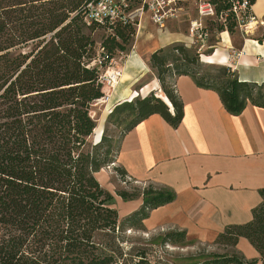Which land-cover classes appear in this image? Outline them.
I'll list each match as a JSON object with an SVG mask.
<instances>
[{
	"label": "trees",
	"instance_id": "obj_1",
	"mask_svg": "<svg viewBox=\"0 0 264 264\" xmlns=\"http://www.w3.org/2000/svg\"><path fill=\"white\" fill-rule=\"evenodd\" d=\"M130 1L117 2L114 15L106 13L99 21L91 16L98 0H0V264H129L120 230L144 228L152 209L175 198L171 189L151 185L118 190L124 201L142 198L138 210L120 218L114 196L96 177L113 160L105 135L89 142L96 127L91 109L104 96V67L127 50L135 34L138 19L128 14L141 0L134 8ZM255 1L248 0L252 6ZM209 2L217 33L235 34L231 1ZM100 30L105 34L98 40ZM254 39L264 42V31ZM199 54L175 43L149 56L172 111L151 91L116 104L107 121L120 125L130 117L123 135L152 114L177 127L183 104L173 82L180 75L216 91L230 114L241 113L248 103L264 107V83L240 81L228 66L202 75L196 68ZM115 170L125 177L123 168ZM259 194L250 221L218 234L213 244L224 246V252L183 264H264V188ZM239 238L247 239L259 257L245 258L236 249ZM192 241L184 230H169L149 243L186 246ZM134 256L131 264H152L146 249Z\"/></svg>",
	"mask_w": 264,
	"mask_h": 264
},
{
	"label": "crops",
	"instance_id": "obj_2",
	"mask_svg": "<svg viewBox=\"0 0 264 264\" xmlns=\"http://www.w3.org/2000/svg\"><path fill=\"white\" fill-rule=\"evenodd\" d=\"M251 13L264 20V0H256ZM181 25L182 20L171 19L157 35L135 40L114 88L116 104L159 89L153 72L137 86L138 91L133 89L145 77L152 52L175 43L193 49V38ZM141 27L140 18L137 32ZM262 31L264 24L240 37L222 31L217 35L219 41L211 45V53L201 54L200 59L206 63L201 57L204 55L206 64L228 66L240 81L260 85L264 83V42L254 38ZM174 86L183 104L179 125L171 126L159 114L150 115L123 135L115 165L141 188L151 185L175 193L171 202L149 212L142 221L146 230H184L187 239L213 244L226 226L250 221L252 209L261 202L264 107L248 103L241 113L233 115L226 111L216 91L197 86L189 75L176 76ZM166 103L172 111L168 100ZM115 197L117 206L113 207L120 218L142 205L141 197L126 201L117 194ZM236 249L247 259L259 257L245 238H239Z\"/></svg>",
	"mask_w": 264,
	"mask_h": 264
},
{
	"label": "rangeland",
	"instance_id": "obj_3",
	"mask_svg": "<svg viewBox=\"0 0 264 264\" xmlns=\"http://www.w3.org/2000/svg\"><path fill=\"white\" fill-rule=\"evenodd\" d=\"M136 0L132 2L130 1V8H134L135 6H138L136 4ZM180 4L184 7V11L179 15L178 19L182 20L181 27L185 29V31L189 30L190 27V19L191 18H197V6L194 0H181ZM135 10V9H134ZM134 17L138 20L141 18L142 21V27L139 32H137V27L134 36L131 39V42L129 46L127 47V50L124 52H117L116 56L112 59L110 64L106 67H104L103 71V91L104 96L94 102L92 104L91 109V115L94 118L96 122V132L92 133L89 142L94 144V142L98 139V137L101 135H105L106 138L110 141L111 144V155L110 158L113 160V162L109 163V165L103 167L97 174L96 177L99 180L100 184L109 191L114 196V205L117 206L116 201V192L121 189H126L130 192L133 191V188H141L139 185L135 184L132 180L122 177L118 172L115 170L117 165H115V156L117 153V149L121 140V137L125 130V123L130 121V117L126 118V120L122 121V124L117 125L116 123L107 121V112L113 108L116 103L112 99L114 94V88H117L116 82H119V78H121V66L124 64V60L126 57V54L131 51L133 46H135V40L140 38L141 36H154L159 33V27L155 26L149 19V14L145 12V10L140 14L139 12L134 13ZM214 16H209L203 18L204 27L206 26L208 30V37L207 39L201 43H195L191 44L193 46V49H191L192 52H199L200 54L208 55V51H212L210 48L213 43H217L219 40L217 39V33L214 23H215ZM145 23V24H144ZM254 26V25H253ZM254 28V27H253ZM254 30V29H253ZM253 30L251 32H253ZM256 30V29H255ZM254 30V31H255ZM249 32V33H251ZM105 34L103 30H100L97 32V37L99 40L100 35ZM238 37L241 36V33L237 30L235 34ZM209 45V46H207ZM197 49V50H196ZM199 54V63L196 67L200 74H215L217 72V66L215 65H208L206 63L207 60L204 55H202V60L206 63H203L200 59ZM149 58V57H148ZM148 63V62H147ZM220 67V66H219ZM145 77L140 80L139 82L135 83L133 89L138 91L137 86L141 84L143 81L149 79V77L152 76V72L155 74V72L150 68V65L148 64V69ZM156 76V75H155ZM158 81V80H157ZM174 83V82H173ZM159 84V81H158ZM155 96H158L157 94H163L160 88L157 90H151ZM151 91L147 92L145 95H137L136 97H143L148 95ZM112 99V100H111ZM103 100V101H102ZM112 101V102H111ZM125 112L120 114V118H124ZM106 115V117H105ZM100 176V177H99ZM148 186V185H147ZM144 186V187H147ZM167 231H149L145 228H136L129 227L128 225H125L122 230L118 233V239L121 241V249L124 250L128 254V261L129 264L135 260L133 257L134 254H136L137 250L139 249H146L147 255L149 260L152 262V264H183L186 262H194L196 261L197 257H199L201 254H206L208 252H224L225 248L222 245H216V244H204L200 241L194 240L191 243H189L186 246H178V245H172V244H165V245H158V244H150V240L157 237L160 234H163ZM97 238H100L98 235ZM101 240V238H100ZM190 260H185V258H188Z\"/></svg>",
	"mask_w": 264,
	"mask_h": 264
},
{
	"label": "built area",
	"instance_id": "obj_4",
	"mask_svg": "<svg viewBox=\"0 0 264 264\" xmlns=\"http://www.w3.org/2000/svg\"><path fill=\"white\" fill-rule=\"evenodd\" d=\"M181 0H141L140 5L131 11L128 16L131 19L134 13L145 10L149 14L150 21L159 28H163L168 20L176 19L184 11V7L180 4ZM197 6L198 17L190 21L189 33L193 38L192 44L201 43L207 39L208 31L204 29L203 18L213 16V6L209 0H194ZM231 11L236 21V28L242 34H248L259 25L264 24V20H258L251 13L252 5L248 0H230ZM120 2L126 6L125 0H98L95 6H91V16L97 20H101L106 13L114 15L115 4ZM222 18V17H220ZM254 25V26H253ZM254 27V28H253ZM253 30V31H254ZM201 55V54H200Z\"/></svg>",
	"mask_w": 264,
	"mask_h": 264
},
{
	"label": "bare ground",
	"instance_id": "obj_5",
	"mask_svg": "<svg viewBox=\"0 0 264 264\" xmlns=\"http://www.w3.org/2000/svg\"><path fill=\"white\" fill-rule=\"evenodd\" d=\"M259 2H260V1H259ZM255 12H256V11H255ZM158 96H159L162 100H164V101L167 102V99H166V97H165L164 95L159 94ZM102 101H103V100H102ZM96 130H97V128L95 127L93 133L96 132ZM99 177H100V176H99Z\"/></svg>",
	"mask_w": 264,
	"mask_h": 264
},
{
	"label": "water",
	"instance_id": "obj_6",
	"mask_svg": "<svg viewBox=\"0 0 264 264\" xmlns=\"http://www.w3.org/2000/svg\"><path fill=\"white\" fill-rule=\"evenodd\" d=\"M126 101H130V100H126ZM112 109H113V108H111V109L107 112V115L112 111ZM105 117H106V115H105ZM100 140H101V135H100V136L98 137V139L94 142V144L100 142Z\"/></svg>",
	"mask_w": 264,
	"mask_h": 264
}]
</instances>
